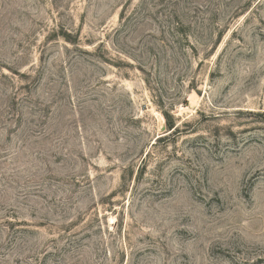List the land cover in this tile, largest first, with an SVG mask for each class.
<instances>
[{
	"label": "rangeland",
	"instance_id": "1",
	"mask_svg": "<svg viewBox=\"0 0 264 264\" xmlns=\"http://www.w3.org/2000/svg\"><path fill=\"white\" fill-rule=\"evenodd\" d=\"M0 264H264V0H0Z\"/></svg>",
	"mask_w": 264,
	"mask_h": 264
},
{
	"label": "trees",
	"instance_id": "2",
	"mask_svg": "<svg viewBox=\"0 0 264 264\" xmlns=\"http://www.w3.org/2000/svg\"><path fill=\"white\" fill-rule=\"evenodd\" d=\"M169 128L170 129L174 128V125L173 124H169Z\"/></svg>",
	"mask_w": 264,
	"mask_h": 264
}]
</instances>
